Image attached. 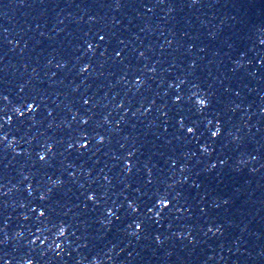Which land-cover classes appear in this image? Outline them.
Returning a JSON list of instances; mask_svg holds the SVG:
<instances>
[{"label": "water", "instance_id": "water-1", "mask_svg": "<svg viewBox=\"0 0 264 264\" xmlns=\"http://www.w3.org/2000/svg\"><path fill=\"white\" fill-rule=\"evenodd\" d=\"M122 2L0 0V109L13 118L12 146L0 143V264H264V0ZM177 91L184 100L173 104ZM192 92L212 109L197 113ZM33 100L36 112L14 113ZM180 115L200 135L179 130ZM81 116L107 138L83 155L65 151ZM214 116L219 138L209 136ZM163 193L173 204L160 213ZM40 204L64 236L37 230Z\"/></svg>", "mask_w": 264, "mask_h": 264}, {"label": "snow or ice", "instance_id": "snow-or-ice-1", "mask_svg": "<svg viewBox=\"0 0 264 264\" xmlns=\"http://www.w3.org/2000/svg\"><path fill=\"white\" fill-rule=\"evenodd\" d=\"M159 2L164 3V0H159ZM197 2H198V0H193V3H197ZM20 3L24 4L25 0H20ZM113 6L117 9H119L121 7H124L125 4L122 2V0H113ZM142 6L147 7V5H142ZM148 11H152V8L149 7ZM97 36H98L100 41L105 40L104 35L97 33ZM120 43H123V41H120ZM93 50H94V44L91 41H86V52H93ZM115 55L117 57H119L121 55V52L117 51L115 53ZM143 55H144V53L141 52L140 56H143ZM64 66H65L64 64H58L57 65V67H64ZM90 67H91L90 64H85L84 66H82L80 68V73L88 72ZM153 71H154V69H153ZM136 82L138 85L142 84L143 79L137 78ZM184 83H185V81L181 80L179 84H175V85H173V87H175L176 89L179 90L180 85L184 84ZM193 97H195L194 107H195L197 113L203 114L205 111H210L212 109V100L209 98L207 93L200 94L198 92H192L191 95L188 96V100L191 101ZM3 99L7 100L8 97L5 95V96H3ZM183 100H184V96L181 94L180 91H177L175 98L172 102H173V104H179ZM83 103L85 105H87V104H89V100L84 99ZM120 107H123V105H120ZM191 110L192 109L190 108L189 111H191ZM13 111L18 116L24 117L25 111H27L28 113H33V112L37 111L36 102H35V100H33L31 103L25 102L24 104H21V106L15 107L13 109ZM0 113H2V114H0V132L4 133L3 135H0V143L8 142L7 147H11L13 142L8 141V135L5 131V126L12 124L13 118H12V116L7 115V111L5 109H0ZM47 115L52 116V112L51 111L47 112ZM134 115H135V113H134ZM164 115L167 116L168 113H164ZM213 118L217 120V124H216L214 130H212V129L208 130L209 136H210V138H219L222 134V128H221L222 121H220L219 118L216 116H214ZM74 119H75V117H74ZM107 122L108 121L105 118V123H107ZM212 122L213 121L211 119H209L207 121V123L209 125H211ZM176 123L179 125V130H183L187 134H190L191 136H194V137L200 135L201 129H200V125L197 121H195V120L189 121L186 117H184L183 115H180L179 118L176 120ZM89 125H90V120L88 118L81 116L80 117V131L77 132L75 137H73L67 141L65 151L75 150L80 155H83V150L90 149V148L98 149L105 144L107 138L103 134L97 132L94 127H92L90 130ZM53 147H54V145L48 144L43 151H38L36 153L38 160L40 162H47L48 154L52 152ZM200 151L207 154L209 152V146L205 143L204 145L201 146ZM133 155H134L133 152L128 153V157H132ZM171 163L173 164V166H175L176 161L172 160ZM211 167L214 168L215 165H211ZM131 170H132V164L126 160L124 171L131 173ZM25 179H27V177H25ZM104 179L108 180V177L105 176ZM62 183H63V181L59 180V179L54 181V184H56V185H60ZM147 183L151 184L152 181L149 179L147 181ZM27 191H28V194L31 195V193H32L31 185H29ZM5 195H7V193H5ZM39 199L41 201H45L47 199V194L40 196ZM86 199L88 201L95 203L96 194L94 192L89 193V194H87ZM154 203L159 205L160 213H163L167 208L172 206L173 200L171 198H169L168 193H163V194H158V198ZM225 203H228V201L226 200ZM128 207L131 208L133 211H139V208L137 207L135 202L129 203ZM148 211L149 212L151 211V207L148 208ZM32 212L36 213L35 218H34V225L37 228V230L41 231V234H43L41 226L45 225V224H50V225H52V227L58 228V235L59 236L65 235V232H66L65 224L62 222H58L55 218H53L51 215H49V210L45 204H40L37 206V208H33ZM160 213H157V215H159ZM107 214H108V216H112L114 213L111 210H109ZM23 219L25 221H28L30 219V217L25 215L23 217ZM117 219H119L118 216H117ZM131 226L132 225H129V227H131ZM5 227H7V222H5ZM213 227H209L208 232H212ZM135 228L139 229L140 231H146L148 228V225L144 222H137L135 224ZM216 231L219 232L220 229L217 228ZM22 234L23 233L20 231L15 232L16 237H20V236H22ZM134 234H136V233H134ZM154 239L157 243L161 242V237L159 235H156L154 237ZM7 242H8V236L7 235H5L3 237V239H0V245L6 244ZM32 243H35V241H32ZM57 247H59V245H57ZM0 259H3V257H0ZM5 264H7V261H5ZM29 264H31V261H29Z\"/></svg>", "mask_w": 264, "mask_h": 264}, {"label": "clouds", "instance_id": "clouds-1", "mask_svg": "<svg viewBox=\"0 0 264 264\" xmlns=\"http://www.w3.org/2000/svg\"><path fill=\"white\" fill-rule=\"evenodd\" d=\"M94 264H95V262H94Z\"/></svg>", "mask_w": 264, "mask_h": 264}]
</instances>
